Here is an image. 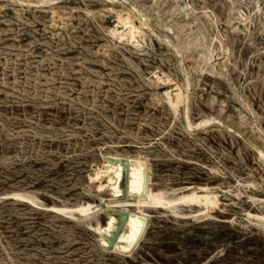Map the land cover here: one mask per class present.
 <instances>
[{
	"label": "rangeland",
	"instance_id": "rangeland-1",
	"mask_svg": "<svg viewBox=\"0 0 264 264\" xmlns=\"http://www.w3.org/2000/svg\"><path fill=\"white\" fill-rule=\"evenodd\" d=\"M128 1L157 8L153 23L191 20L194 36L219 35L228 71L200 75L187 57L196 50L183 53L187 90L165 44L138 60L108 33L120 0H0V264H264V160L252 146L264 150V0ZM214 49L219 71L226 54ZM156 66L189 93L176 113ZM185 105L192 124L222 123L191 130ZM108 153L144 160L150 189L167 197L212 186L217 206H143L135 247H104L92 226L122 207L108 178L88 174ZM87 203L89 215L74 210Z\"/></svg>",
	"mask_w": 264,
	"mask_h": 264
},
{
	"label": "bare ground",
	"instance_id": "bare-ground-1",
	"mask_svg": "<svg viewBox=\"0 0 264 264\" xmlns=\"http://www.w3.org/2000/svg\"><path fill=\"white\" fill-rule=\"evenodd\" d=\"M120 2L121 4L123 3L124 6L123 8L114 10L116 24L108 28V33L112 35L114 42L125 45L131 53L137 56L138 60H147L146 57L149 54V48L153 47L155 40L159 44H165V46L172 50L174 55L178 58L177 65L182 71V84L183 86L185 85L186 89L190 85L191 81L189 71L182 66L183 53L196 50L194 54L191 53L187 55V57L192 59L195 72L198 74H205L207 77L214 79H222V77L225 76V72L228 71L226 60L229 57L230 48L219 37V35L210 32L206 35L203 34L202 36L198 37L194 36L192 33H190V29L188 30L186 28V26L192 23L191 20L187 23H179L177 21L173 22L172 24L158 21L153 23L151 21L152 18L160 19V17L158 15H154L153 12L154 10L156 11L157 8H142L140 5L128 0H120ZM186 6L190 8V12H194L196 15H198V12L195 10V8H192V6L189 4ZM179 8L181 9L183 7H177V9ZM186 15L188 14L186 13ZM198 16L200 17V15ZM209 20L215 24L217 22L216 14L214 17L210 16ZM136 21L138 23H136ZM199 21H202L201 17ZM156 26L162 27V31H159ZM182 37L184 39V45H181L179 41V39ZM215 42L219 44L222 52H225L226 54V59L220 64L219 71L215 68L213 63L216 56L214 49ZM155 68L157 70L154 73V80L168 86V89L164 91V95L166 96V101L176 113L179 105L181 103H186L189 94H187L188 89L184 92L180 85L177 84L168 73L164 72L157 66ZM184 107L186 113L185 116L187 119V127L191 130L194 127L203 126L213 120L221 122L217 118L215 119L212 116H206L200 118L199 121L192 124L187 116V106L185 105ZM227 128L228 127H226V129ZM252 146L257 155L264 160V150L255 144H252ZM102 158V165L92 167L93 169L89 172L88 176L92 180H102L104 177L108 178V188L111 190V195L114 198V200L111 202L121 204L122 208H110L108 210H104L107 215L106 222L104 224L97 223L92 227L100 236V244L104 247H110L117 252L119 251L125 254L129 253L141 238L147 224V214L141 207L174 205L178 202H182L199 205L202 207V209L208 211L214 206H217L219 201L216 191L213 190V187L209 185L188 186L184 192L176 194L173 197L164 196L162 192L152 191L150 189L147 165L146 162L141 158H128L110 153L104 155ZM124 190H126L128 195L133 196L132 202H129L131 199L120 200L118 198L119 195L123 194ZM232 194L234 195L235 193ZM15 195L31 200L28 196L22 194ZM109 203L110 202L104 205L107 207ZM128 205H135L136 207L133 209H128L126 208ZM75 206L74 210H77L81 215H89V212L93 211L92 208H94L90 203ZM62 207L60 208L53 206L52 208L65 212L66 208ZM99 209H102V207L97 206V208L94 210L97 211ZM248 216H250V214ZM256 216L262 219L261 222L262 226L264 227V216H262V214H256Z\"/></svg>",
	"mask_w": 264,
	"mask_h": 264
}]
</instances>
